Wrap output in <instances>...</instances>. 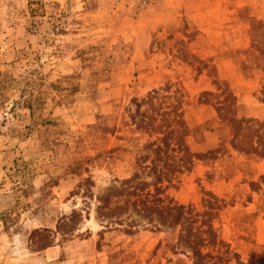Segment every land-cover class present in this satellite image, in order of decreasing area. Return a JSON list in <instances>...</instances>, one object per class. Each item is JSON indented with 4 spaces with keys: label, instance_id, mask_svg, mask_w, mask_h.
I'll return each instance as SVG.
<instances>
[{
    "label": "rangeland",
    "instance_id": "1",
    "mask_svg": "<svg viewBox=\"0 0 264 264\" xmlns=\"http://www.w3.org/2000/svg\"><path fill=\"white\" fill-rule=\"evenodd\" d=\"M232 111L264 122V0H0V264H264Z\"/></svg>",
    "mask_w": 264,
    "mask_h": 264
},
{
    "label": "trees",
    "instance_id": "2",
    "mask_svg": "<svg viewBox=\"0 0 264 264\" xmlns=\"http://www.w3.org/2000/svg\"><path fill=\"white\" fill-rule=\"evenodd\" d=\"M231 100L234 101L232 97H231ZM219 106L221 108L219 107L218 112H223V110L225 109V106H223L222 103H219ZM26 107L27 109H31L29 105H26ZM222 122L224 123L225 121L223 120ZM226 124H228V127H230V130L234 129L236 132L241 130L242 132H244L242 135L247 134V133L251 134L254 136V139L258 141L262 139L264 143V122L259 123V122H256V120H250V119H246L243 117L238 118L237 115H235V111H232L231 116L226 122ZM240 137H243V136H240ZM240 137L238 140H242ZM235 143L238 145L237 141ZM256 143L258 142L256 141ZM256 143L254 144L248 143V148L254 151V149L257 148Z\"/></svg>",
    "mask_w": 264,
    "mask_h": 264
},
{
    "label": "built area",
    "instance_id": "3",
    "mask_svg": "<svg viewBox=\"0 0 264 264\" xmlns=\"http://www.w3.org/2000/svg\"><path fill=\"white\" fill-rule=\"evenodd\" d=\"M148 1H152V0H143V5H145Z\"/></svg>",
    "mask_w": 264,
    "mask_h": 264
}]
</instances>
